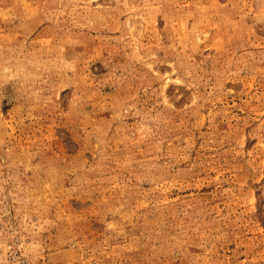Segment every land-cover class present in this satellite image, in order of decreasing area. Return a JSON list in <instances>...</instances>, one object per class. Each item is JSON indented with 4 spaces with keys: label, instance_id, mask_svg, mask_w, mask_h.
Instances as JSON below:
<instances>
[{
    "label": "rangeland",
    "instance_id": "1",
    "mask_svg": "<svg viewBox=\"0 0 264 264\" xmlns=\"http://www.w3.org/2000/svg\"><path fill=\"white\" fill-rule=\"evenodd\" d=\"M0 264H264V0H0Z\"/></svg>",
    "mask_w": 264,
    "mask_h": 264
}]
</instances>
